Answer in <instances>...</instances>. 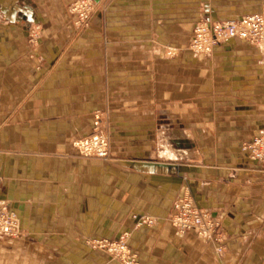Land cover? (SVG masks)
I'll return each instance as SVG.
<instances>
[{
	"label": "crops",
	"instance_id": "0c3cea01",
	"mask_svg": "<svg viewBox=\"0 0 264 264\" xmlns=\"http://www.w3.org/2000/svg\"><path fill=\"white\" fill-rule=\"evenodd\" d=\"M72 1L0 0V202L20 229L0 264H120L87 241L122 234L138 264H264V172L242 149L264 131V46L188 49L200 19L264 14V0H105L81 30ZM96 112L104 159L72 146ZM183 194L218 220L223 253L173 229Z\"/></svg>",
	"mask_w": 264,
	"mask_h": 264
},
{
	"label": "built area",
	"instance_id": "2783aa9c",
	"mask_svg": "<svg viewBox=\"0 0 264 264\" xmlns=\"http://www.w3.org/2000/svg\"><path fill=\"white\" fill-rule=\"evenodd\" d=\"M84 9L86 11L89 9L85 2ZM33 34L37 33L35 29L30 28L29 36ZM233 39L244 41L259 49L263 48L264 14H249L238 20L225 22H209L200 19L192 29L188 49L196 56H209L214 48ZM100 124L101 120L95 114L91 134L74 143L75 149L82 156L101 159L108 157V139L101 131H98ZM242 149L261 170H264V131L244 143ZM168 220L178 234L192 232L206 240L213 238L218 245L216 253L223 252L222 241L218 238L219 224L215 222V217L208 210L199 208L190 197L180 195L173 200ZM142 222L151 224L152 220L145 218ZM19 236L20 229L16 214L6 203L0 202V239ZM127 238V234H122L115 241L94 239L88 240L87 245L91 250H102L109 258L120 264H138L137 255L126 243Z\"/></svg>",
	"mask_w": 264,
	"mask_h": 264
},
{
	"label": "rangeland",
	"instance_id": "374dc122",
	"mask_svg": "<svg viewBox=\"0 0 264 264\" xmlns=\"http://www.w3.org/2000/svg\"><path fill=\"white\" fill-rule=\"evenodd\" d=\"M90 1H92V5H91ZM99 1L100 0H73L65 9L66 14L70 19V25L75 30H81L82 28H86L89 25L90 19H91L92 15L94 14V12H96L98 10V8H101V6H103V3L105 0H101L100 2ZM84 2H85V5H87V8H89L87 11L84 9V6H83ZM97 3H99V4H97ZM85 12H87V13L85 14ZM31 28L35 29V33H37V34L31 35L32 37L29 36L28 41H29L30 45L37 46V41L41 38L42 28H41V26H38V25H34ZM95 114H97L101 120V124H100L98 131H101L102 134L107 136L108 144H109V133H108L107 123H106V116L102 112H96L93 114L92 119H91V131L89 132V134H91V132H92V121H93ZM75 150L77 151V149H75ZM77 153L79 156L84 157L79 153V151H77ZM109 155H110V148L108 146V157H109ZM85 158H94V157H85ZM95 159H101V158H95ZM262 171L264 172V170H262ZM183 196H188L191 198V196L189 194H183ZM193 202H194V200H193ZM215 222L219 224L218 220H215ZM126 243L128 245V242H126ZM222 248H223V246H222ZM98 251H100V250H98ZM100 252H103V251L101 250ZM104 254H106V253H104Z\"/></svg>",
	"mask_w": 264,
	"mask_h": 264
},
{
	"label": "bare ground",
	"instance_id": "6f19581e",
	"mask_svg": "<svg viewBox=\"0 0 264 264\" xmlns=\"http://www.w3.org/2000/svg\"><path fill=\"white\" fill-rule=\"evenodd\" d=\"M90 3H91V5H92V1H90ZM95 4V3H94ZM83 6H84V4H83ZM77 140H79V139H77ZM77 140H75L73 143H72V146L74 147V143L77 141ZM75 148V147H74ZM78 151V150H77ZM15 213V212H14ZM17 216V215H16Z\"/></svg>",
	"mask_w": 264,
	"mask_h": 264
}]
</instances>
